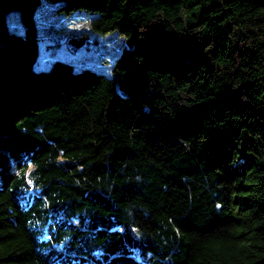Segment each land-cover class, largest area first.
I'll use <instances>...</instances> for the list:
<instances>
[{
	"label": "trees",
	"instance_id": "1",
	"mask_svg": "<svg viewBox=\"0 0 264 264\" xmlns=\"http://www.w3.org/2000/svg\"><path fill=\"white\" fill-rule=\"evenodd\" d=\"M40 1L0 0V264H264V0H59L110 76L33 68Z\"/></svg>",
	"mask_w": 264,
	"mask_h": 264
},
{
	"label": "rangeland",
	"instance_id": "2",
	"mask_svg": "<svg viewBox=\"0 0 264 264\" xmlns=\"http://www.w3.org/2000/svg\"><path fill=\"white\" fill-rule=\"evenodd\" d=\"M59 4V0H41L34 13L37 54L33 68H47L52 60L63 59L75 69L90 67L110 76L124 38L116 30L92 29L88 20L95 16L94 12L85 8L65 11ZM4 21L10 30L23 29L14 8L4 11Z\"/></svg>",
	"mask_w": 264,
	"mask_h": 264
}]
</instances>
